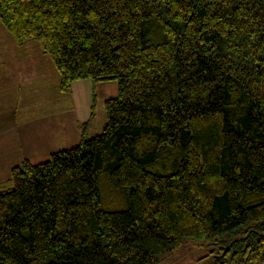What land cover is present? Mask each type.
I'll use <instances>...</instances> for the list:
<instances>
[{
	"label": "trees",
	"instance_id": "trees-1",
	"mask_svg": "<svg viewBox=\"0 0 264 264\" xmlns=\"http://www.w3.org/2000/svg\"><path fill=\"white\" fill-rule=\"evenodd\" d=\"M0 23L61 93L117 83L100 134L10 169L0 264H157L187 241L264 264V0H0Z\"/></svg>",
	"mask_w": 264,
	"mask_h": 264
},
{
	"label": "rangeland",
	"instance_id": "rangeland-1",
	"mask_svg": "<svg viewBox=\"0 0 264 264\" xmlns=\"http://www.w3.org/2000/svg\"><path fill=\"white\" fill-rule=\"evenodd\" d=\"M16 52V65L6 71L9 74L6 73L0 77L1 84L6 82L5 80L8 79V75L11 76V69H13V76L10 78H12L11 81L14 80L16 90L10 94L12 98L7 97L6 99L9 100L7 105L9 107L3 109L0 105V112L12 111L11 114L14 116L15 128L18 133L27 129L32 130L38 125L43 127L46 124L44 132L46 141H43L45 150L40 151L36 159L37 162H45L51 153L75 146L82 135L85 138H90L102 132L106 123L104 102L117 96L115 80L97 82L94 84V91L88 86L82 90L80 86L75 85L72 86V93L60 94L55 91L53 86L58 74L49 56L42 53L36 42L29 41L25 46L16 48ZM36 74H41L46 85L44 79L41 81ZM18 84L19 87L21 86L20 90ZM43 102H47V104ZM52 102L54 104H51ZM37 110L46 111V116L43 118L42 114L37 115ZM78 124L81 129L75 136L74 128ZM82 129L85 130L82 131ZM23 148L26 152L30 151L27 143L23 145ZM16 153L13 155L14 158L19 157L18 152ZM22 156L27 158V153L22 152ZM34 156L32 155L31 158ZM13 157L9 159H13ZM1 184L5 189L2 187L0 192L6 190L5 184L3 182ZM216 249L212 245H197L187 241L175 252L167 253L157 264H212L211 254L217 252Z\"/></svg>",
	"mask_w": 264,
	"mask_h": 264
},
{
	"label": "crops",
	"instance_id": "crops-1",
	"mask_svg": "<svg viewBox=\"0 0 264 264\" xmlns=\"http://www.w3.org/2000/svg\"><path fill=\"white\" fill-rule=\"evenodd\" d=\"M27 44V42L25 43ZM22 45V46H25ZM29 44V43H28ZM15 44L12 36L7 32V30L3 27V25L0 23V77L4 76L7 70H10L9 68L13 67L16 61V48L22 47ZM13 69H11L10 77L13 76ZM38 75V74H36ZM8 75V79H6L4 83H0V105L3 107V109H6L9 103V100H6L7 97L12 98L13 92L16 90L14 80L10 78ZM40 80L42 81L41 74L38 75ZM35 83L37 84L36 79ZM45 81V79H44ZM91 82V81H90ZM88 80L83 81H75L71 84L70 93H72V86H80L82 90H85L86 88H91L94 91V83H90ZM23 83V81H22ZM91 85H87V84ZM46 85V81H45ZM55 87V91H58V75L56 77V83L53 85ZM88 86V87H87ZM21 87V86H20ZM19 84L18 89L20 90ZM92 93V97H93ZM44 104H47V102H43ZM51 104H54L53 102ZM40 106V105H39ZM44 107V106H41ZM45 108V107H44ZM8 110H5V112H0V184L1 182L6 181L9 178L10 169L13 166L20 165L24 160L28 161L31 164H38L40 162H37V157L39 156V153L41 150H45L43 141H46L45 136V130H46V124L41 127L38 125L32 130L27 129L26 131L22 133L16 132L15 128V120L13 114H11ZM37 115L42 114L43 118L46 116V111L43 110H37ZM85 119V118H83ZM84 122V121H83ZM80 125H76L74 128L75 136H77L80 130ZM85 129H82V131ZM81 139V136H80ZM27 143V147L30 149V151H25L23 148V145ZM18 152V158L17 156L14 158L13 155H16ZM22 152L27 153V158H24L22 156ZM32 155H35L33 158H31ZM10 157H13V159H9Z\"/></svg>",
	"mask_w": 264,
	"mask_h": 264
}]
</instances>
